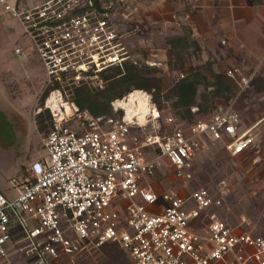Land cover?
Instances as JSON below:
<instances>
[{
	"label": "built area",
	"instance_id": "built-area-1",
	"mask_svg": "<svg viewBox=\"0 0 264 264\" xmlns=\"http://www.w3.org/2000/svg\"><path fill=\"white\" fill-rule=\"evenodd\" d=\"M109 8L101 0H0V14L31 43L17 44L15 53L34 52L44 64L51 88L44 106L52 116L41 138L45 154L11 177L13 194L0 189V264H58L106 244L118 245L127 264H264L263 236L216 217L195 228L212 205L207 189L185 196L153 183L164 163L189 181L192 158L207 143H221L232 156L247 153L253 129L234 102L183 119L164 114L139 89L149 99L142 121L119 102L130 93L111 101V115L65 99L75 86L104 88V75L129 58ZM54 93L57 103H49Z\"/></svg>",
	"mask_w": 264,
	"mask_h": 264
},
{
	"label": "rangeland",
	"instance_id": "rangeland-1",
	"mask_svg": "<svg viewBox=\"0 0 264 264\" xmlns=\"http://www.w3.org/2000/svg\"><path fill=\"white\" fill-rule=\"evenodd\" d=\"M101 1L110 7L123 36L127 61L162 79L160 89L147 91L153 96L158 93L164 114L182 118L185 109L175 105L174 85L199 71L202 79L191 107L193 115L188 118L207 117L234 102L245 125L253 129L251 149L239 156L227 153L221 143L200 146L187 182L176 179L164 163L153 179L156 189L189 196L205 188L212 205L193 222L196 229L207 227L216 217L264 237V0H234L228 6L225 0ZM17 44L31 47L19 24L0 14V189L9 195L14 193L11 177L45 154L41 138L51 127L49 117L46 128L36 123L38 113L46 112L44 64L34 52L27 57L16 54ZM230 70L237 79L230 76ZM214 73L235 80L231 92L216 93ZM243 77L247 83L240 86L237 80ZM64 95L71 100L69 92ZM143 134L140 130L139 136ZM122 259L118 245L106 244L88 247L58 264H116Z\"/></svg>",
	"mask_w": 264,
	"mask_h": 264
},
{
	"label": "trees",
	"instance_id": "trees-1",
	"mask_svg": "<svg viewBox=\"0 0 264 264\" xmlns=\"http://www.w3.org/2000/svg\"><path fill=\"white\" fill-rule=\"evenodd\" d=\"M261 2L262 0H255ZM99 4V0H96ZM182 39V38H181ZM179 38H173V41L180 42ZM149 72L144 68L137 66L136 64L126 61L122 66H115L110 70L109 73L104 75L107 80L106 86L100 90H93L87 85L75 86L69 91L71 100L76 102L82 109H88L95 115L111 114V101L115 98H123L128 93L135 89H148L161 88L162 79L155 76H150ZM216 85V93L231 92L235 87V80L222 73H214ZM201 73L191 72L179 79L173 88L177 100L175 105L177 107H183L185 113L182 118L189 119L193 113L191 107L196 103L197 86L201 80ZM53 89V87H52ZM51 88L47 89L45 97L49 94ZM154 101L161 109L162 102L158 93L153 96ZM46 112L38 113L36 117V123L38 127L43 129L46 128V118L49 117L50 125L52 124V116L50 110L46 108ZM49 125V126H50ZM122 260H117L116 264H127L126 257L122 251Z\"/></svg>",
	"mask_w": 264,
	"mask_h": 264
},
{
	"label": "bare ground",
	"instance_id": "bare-ground-1",
	"mask_svg": "<svg viewBox=\"0 0 264 264\" xmlns=\"http://www.w3.org/2000/svg\"><path fill=\"white\" fill-rule=\"evenodd\" d=\"M57 94L54 93L53 97L50 98L49 103H52L53 101H56ZM63 101V99H62ZM119 102L124 106V108L127 109V116L132 117L133 112L134 115H138L140 120H144L146 117V114L148 112V105H149V99L147 95L139 90H134L130 92L129 95H127L126 98L119 100ZM65 106H67L68 109H70V105L67 102H63Z\"/></svg>",
	"mask_w": 264,
	"mask_h": 264
},
{
	"label": "crops",
	"instance_id": "crops-1",
	"mask_svg": "<svg viewBox=\"0 0 264 264\" xmlns=\"http://www.w3.org/2000/svg\"><path fill=\"white\" fill-rule=\"evenodd\" d=\"M225 1L228 3V4H227V6H228V5H229V2H230V1L233 2L234 0H225ZM235 1H236V0H235ZM236 4H238V3H236ZM195 35H196V34H195ZM28 56H29V55H28ZM22 57H24V56H22ZM26 57H27V56H26ZM35 113H36V112H35ZM184 119H185V118H184ZM49 129H50V128H49ZM48 131H49V130H47L46 132H48ZM46 132H44V133H46ZM44 133H43V134H44Z\"/></svg>",
	"mask_w": 264,
	"mask_h": 264
}]
</instances>
